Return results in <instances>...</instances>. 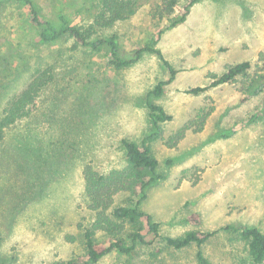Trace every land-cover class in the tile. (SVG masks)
Masks as SVG:
<instances>
[{"label": "rangeland", "instance_id": "rangeland-1", "mask_svg": "<svg viewBox=\"0 0 264 264\" xmlns=\"http://www.w3.org/2000/svg\"><path fill=\"white\" fill-rule=\"evenodd\" d=\"M33 1L45 18L60 10L75 25L91 20L94 0ZM139 1L129 18L97 34H115L123 54L167 25L162 21L154 27L150 21L156 0ZM27 11L19 2H0V101L29 80L37 62L55 63L54 86L37 111L33 139L65 155L19 153L16 161H0V261L50 264L84 252L78 223L89 221L91 212L80 166L89 161L100 171L121 167L120 140L141 142L149 127V99L170 119L149 143L163 178L147 187L141 209L159 223L162 236L216 230L200 246L210 263L248 264L244 241L224 228L249 225L264 232V77L253 82L248 95L240 89L245 77L198 93L187 88L209 84L208 72L220 74L240 61L251 64L247 83L256 72L264 76V0H198L184 21L166 27L157 47L175 75L159 95L149 92L168 75L156 55L123 67L108 63L106 45L79 48L72 55L65 50L71 40L42 43ZM58 50L65 52L62 60ZM203 114L201 126L191 125L177 143L167 144L180 127ZM252 114L256 117L249 120ZM126 197L117 195L115 203L123 204ZM192 213L199 223L186 220ZM198 249L194 243L176 249L159 237L129 255L113 251L94 264H197Z\"/></svg>", "mask_w": 264, "mask_h": 264}, {"label": "trees", "instance_id": "trees-1", "mask_svg": "<svg viewBox=\"0 0 264 264\" xmlns=\"http://www.w3.org/2000/svg\"><path fill=\"white\" fill-rule=\"evenodd\" d=\"M1 1L19 2L27 7L26 19L31 26L38 29V37L42 43L62 44L71 40V44L65 50L72 55L79 48L98 49L106 45L108 63L115 67L129 66L145 54L156 55L168 75L166 80L157 82L149 92L159 95L163 85L172 80L175 70L157 47L158 38L166 27L184 21L190 7L198 0H156L150 7V21L156 25L154 27L160 26L162 21H166L167 25L159 28L155 35L151 34L130 53L125 54L120 51L115 34L104 36L97 34L100 30L110 28L116 22L129 18L138 9L139 0H94L91 20L83 25L72 24L67 15L60 10H57L54 18H45L41 16L33 0ZM56 56L62 60L65 52L58 50ZM250 68L251 64L248 61L229 64L220 74L208 72L209 84L189 87L187 92L198 93L211 86L233 82L237 77L243 79L245 77L241 81L240 89L248 95L253 82L261 81L264 77L256 72L247 83ZM55 69V63L47 60L37 62L31 70L29 80L16 93L0 101V161L4 159L16 161V155L19 153L28 154V158L39 154L53 157L65 155L53 144L46 145L33 139L37 132V111L47 102L48 91L54 86ZM63 70L60 66L58 73ZM63 73L61 74L64 75ZM64 79L65 76H61V81ZM146 106L149 127L141 142L136 143L126 138L120 140L125 161L121 167L100 171L89 161L81 164L83 194L91 212L89 221L78 223V227L82 230L84 252L68 259L53 260L50 264H94L113 251L119 255H129L139 246L152 245L159 237H162L168 246L176 249L194 243L199 247L196 252L197 264H212L205 257L200 246L213 236L216 230L191 229L177 237L162 236L159 232V223L153 220L150 213L141 209L147 187L163 178V175L157 171L158 160L151 152L149 143L161 134L162 123L170 119V115L161 105L147 99ZM261 114L264 115V111ZM205 116L206 114H203L199 120L191 119L186 122L168 139L167 144L171 146L177 143L191 125L201 126ZM255 117L256 114H252L249 120ZM27 168L26 163L24 169ZM125 193L127 194L125 202L116 204L115 197ZM186 220L197 224L199 215L192 213L186 217ZM224 229L237 233L244 241L250 256L248 264H261L264 261V232L249 225H227ZM97 233H101L105 239L99 240ZM0 264L6 263L0 261Z\"/></svg>", "mask_w": 264, "mask_h": 264}]
</instances>
